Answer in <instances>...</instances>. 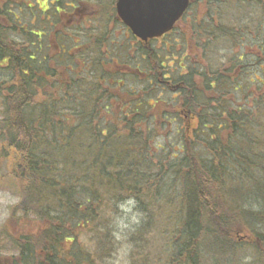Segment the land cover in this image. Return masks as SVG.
I'll list each match as a JSON object with an SVG mask.
<instances>
[{"label": "trees", "instance_id": "obj_1", "mask_svg": "<svg viewBox=\"0 0 264 264\" xmlns=\"http://www.w3.org/2000/svg\"><path fill=\"white\" fill-rule=\"evenodd\" d=\"M233 8L264 14V0L221 10ZM202 20L133 58L114 43L106 61L88 41L75 54L62 28H0V156L12 154L20 191L11 227H38L6 239L10 264L109 259L104 211L129 198L145 217L128 237L130 264H264V82L239 81L248 54L204 53L250 28L214 25L210 10ZM76 230L96 231V256Z\"/></svg>", "mask_w": 264, "mask_h": 264}, {"label": "rangeland", "instance_id": "obj_2", "mask_svg": "<svg viewBox=\"0 0 264 264\" xmlns=\"http://www.w3.org/2000/svg\"><path fill=\"white\" fill-rule=\"evenodd\" d=\"M199 1H201L199 2V4L198 1L196 4H194L193 8L187 16V22L183 24V27L181 28H192L190 26V23H192L193 20H195L196 23H198L199 21L198 24H203L204 21L202 20V18H206V14L209 10L211 11L214 25L222 24V26L232 27L233 23H235L236 28H240L241 30L242 28H244V26H247L248 28H250V30L242 33L241 37L237 36V43L232 44L230 41L215 40V43H213L212 45V47L214 48H208V50H206L207 52L204 51V53L206 57L208 56L209 58L211 56L209 55V53L214 52L216 58H218L222 62L229 61L230 59L235 58L240 54H248V57H246L244 61V64H246L247 67L245 71H243L246 75H241V77L238 78L239 81L244 84H246L249 79L252 81H254V79H258L260 82H264V55L263 52H261V54L257 53L260 42L258 37H260L261 39L264 37V14H262V12L259 10L251 8L250 11L244 9L242 11V16L241 13L235 11L236 8H233L226 16L225 13H223L221 10V8H223V3L225 0H211L212 2L209 3H211L212 5L208 4V6H206V0ZM258 6L260 7V10H262V7L260 5ZM19 18L21 20V24L23 26H27V21L30 19L29 12L27 13L26 10H23L22 14H19ZM206 21L209 22V20ZM113 34L115 36L116 44H126L128 45V47H132V49L130 47V49L127 47V53L129 57L133 58L136 51L141 48L139 46V42L135 40L128 39L126 42V34L123 35L122 30L118 29ZM173 37H176V35ZM155 46V44H151L150 48L154 49ZM180 50L181 52H183L182 48H180ZM187 52L190 53L189 48L187 49ZM257 85L260 84L254 83L253 86L255 87ZM253 99H255V97L252 95V98L250 100ZM7 154H9L7 157V161L3 160V157L0 156V237L2 235L4 236L1 238L5 237V240L0 239V263L3 262V258L16 257V252L12 250V247L9 244L10 240H6L10 235H12L15 239L17 237L23 236L22 233L24 232H31V234H33L34 229L36 230L38 228L35 227L37 225L36 223L29 227V225L23 221L18 222L19 224L16 227H11V209L18 203L20 198V191L17 182H15L12 177L8 175L10 173L12 154H10V152H8ZM134 211L136 210L134 209ZM104 213L105 216L109 218V221L105 223H107L106 226L109 227L115 243V246H113L114 248L109 249L110 252L113 251L109 259L103 260V258L105 257H101L100 255L96 256L92 253L96 249V239L94 236L96 231L88 230L87 232H80V230H76V244L78 245V247L89 250L91 254L96 256L93 261L94 264H130L133 246L130 244L128 237L132 232L136 231V229L144 221L145 217H143V215H139L137 223L129 224L127 218L125 217V214L120 208L116 209L114 213L112 212V210L106 209ZM122 219L124 223L128 225L127 227H122L120 225L119 221ZM67 246L71 245L65 244L66 249L68 248Z\"/></svg>", "mask_w": 264, "mask_h": 264}, {"label": "flooded vegetation", "instance_id": "obj_3", "mask_svg": "<svg viewBox=\"0 0 264 264\" xmlns=\"http://www.w3.org/2000/svg\"><path fill=\"white\" fill-rule=\"evenodd\" d=\"M116 3L117 0H0V28H17L18 24L23 28H62L67 38L74 39L75 54L80 53L84 45L82 41H88L95 54L101 55V59L106 61L111 58V47L116 44L113 41L114 31L123 29L127 37L125 39H130L129 30L117 17ZM23 10L29 12L27 26L20 22L19 14ZM82 28L85 31L90 29V37H81ZM43 30L41 34L44 36L46 29ZM174 32L154 42L170 43ZM136 41L141 44L140 51H144L146 44ZM93 59L96 61L95 56Z\"/></svg>", "mask_w": 264, "mask_h": 264}, {"label": "water", "instance_id": "obj_4", "mask_svg": "<svg viewBox=\"0 0 264 264\" xmlns=\"http://www.w3.org/2000/svg\"><path fill=\"white\" fill-rule=\"evenodd\" d=\"M189 7V0H117V15L143 42L170 32Z\"/></svg>", "mask_w": 264, "mask_h": 264}, {"label": "clouds", "instance_id": "obj_5", "mask_svg": "<svg viewBox=\"0 0 264 264\" xmlns=\"http://www.w3.org/2000/svg\"><path fill=\"white\" fill-rule=\"evenodd\" d=\"M136 200L134 198H129L123 203L119 204V208L125 214L129 224H135L138 222L140 213L138 211H134L136 209ZM122 227H127L128 225L124 223L123 219L119 221ZM251 257L245 256L243 258V264H250Z\"/></svg>", "mask_w": 264, "mask_h": 264}]
</instances>
